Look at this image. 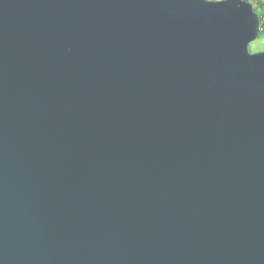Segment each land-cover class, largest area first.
Instances as JSON below:
<instances>
[{
	"label": "water",
	"instance_id": "water-1",
	"mask_svg": "<svg viewBox=\"0 0 264 264\" xmlns=\"http://www.w3.org/2000/svg\"><path fill=\"white\" fill-rule=\"evenodd\" d=\"M259 21L0 0V264H264Z\"/></svg>",
	"mask_w": 264,
	"mask_h": 264
},
{
	"label": "trees",
	"instance_id": "trees-1",
	"mask_svg": "<svg viewBox=\"0 0 264 264\" xmlns=\"http://www.w3.org/2000/svg\"><path fill=\"white\" fill-rule=\"evenodd\" d=\"M253 5L254 11L259 15L260 19L264 16V0H245ZM264 33V29L260 31V35Z\"/></svg>",
	"mask_w": 264,
	"mask_h": 264
},
{
	"label": "rangeland",
	"instance_id": "rangeland-1",
	"mask_svg": "<svg viewBox=\"0 0 264 264\" xmlns=\"http://www.w3.org/2000/svg\"><path fill=\"white\" fill-rule=\"evenodd\" d=\"M250 50L252 52L264 50V33H262L255 41L250 44Z\"/></svg>",
	"mask_w": 264,
	"mask_h": 264
},
{
	"label": "built area",
	"instance_id": "built-area-1",
	"mask_svg": "<svg viewBox=\"0 0 264 264\" xmlns=\"http://www.w3.org/2000/svg\"><path fill=\"white\" fill-rule=\"evenodd\" d=\"M259 29L263 30L264 29V16L261 18L260 20V25H259Z\"/></svg>",
	"mask_w": 264,
	"mask_h": 264
},
{
	"label": "clouds",
	"instance_id": "clouds-1",
	"mask_svg": "<svg viewBox=\"0 0 264 264\" xmlns=\"http://www.w3.org/2000/svg\"><path fill=\"white\" fill-rule=\"evenodd\" d=\"M252 6H253V5H252ZM258 16H259V15H258ZM259 20H261L260 17H259ZM259 25H260V21H259ZM260 31H261V30H260Z\"/></svg>",
	"mask_w": 264,
	"mask_h": 264
}]
</instances>
